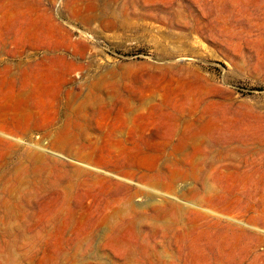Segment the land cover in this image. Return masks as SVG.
<instances>
[{
  "label": "rangeland",
  "instance_id": "rangeland-1",
  "mask_svg": "<svg viewBox=\"0 0 264 264\" xmlns=\"http://www.w3.org/2000/svg\"><path fill=\"white\" fill-rule=\"evenodd\" d=\"M0 264H264V0H0Z\"/></svg>",
  "mask_w": 264,
  "mask_h": 264
}]
</instances>
